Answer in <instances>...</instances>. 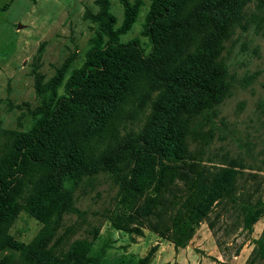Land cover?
Masks as SVG:
<instances>
[{"label": "trees", "instance_id": "obj_1", "mask_svg": "<svg viewBox=\"0 0 264 264\" xmlns=\"http://www.w3.org/2000/svg\"><path fill=\"white\" fill-rule=\"evenodd\" d=\"M251 1L152 0L140 37L123 42L142 0H119L120 24L109 0H97L84 63L70 74L59 69L46 83L36 77L41 103L35 122L15 134L0 156V250L18 253L20 264H101L105 250L91 255L88 239L58 252V232L74 210L75 190L84 177L101 172L142 197L128 216L134 227H114L142 236L146 226L175 251L209 220L216 203L238 202L237 171L194 163L188 138L194 120L210 118L230 93L234 76L222 58L224 42ZM256 1L264 7V0ZM130 106V118L149 110L141 131L101 150ZM240 204L242 228L252 232L264 203ZM21 211L42 225L27 244L8 235ZM254 245L248 264L254 257L264 261V231ZM156 250L151 247L136 264H149Z\"/></svg>", "mask_w": 264, "mask_h": 264}, {"label": "rangeland", "instance_id": "obj_2", "mask_svg": "<svg viewBox=\"0 0 264 264\" xmlns=\"http://www.w3.org/2000/svg\"><path fill=\"white\" fill-rule=\"evenodd\" d=\"M96 2L0 0V156L15 134L28 132L35 122L41 103L35 91L36 77L46 83L59 69L65 67L70 74L84 63L96 28L92 20L98 12ZM109 2L120 24L122 6L119 0ZM151 2L142 0L135 24L121 41L140 37ZM222 58L234 76L232 87L210 118L194 120L188 143L195 161L190 162L236 170L238 202L264 203V7L258 8L256 0L246 5L243 18L224 42ZM131 110L127 108L101 150L141 131L149 110L130 118ZM238 202L216 203L209 220L201 222L186 246L175 251L172 242L146 226L141 227L142 236L117 230L114 222L134 227L128 216H134L141 195L127 191L120 178L108 172L86 176L74 192V210L64 216L58 232L62 237L58 252L88 239L91 255L105 250L101 264H136L153 246L157 250L149 264H248L254 240L264 231V204L252 232H247L242 228ZM41 227L21 211L8 235L27 244ZM7 257L11 259L6 261ZM0 264H20L18 253L0 250ZM252 264L264 261L254 257Z\"/></svg>", "mask_w": 264, "mask_h": 264}]
</instances>
